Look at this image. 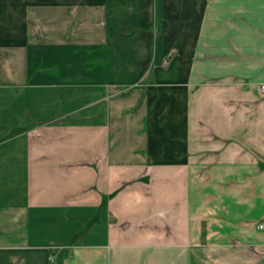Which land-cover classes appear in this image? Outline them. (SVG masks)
<instances>
[{
  "label": "crops",
  "instance_id": "1",
  "mask_svg": "<svg viewBox=\"0 0 264 264\" xmlns=\"http://www.w3.org/2000/svg\"><path fill=\"white\" fill-rule=\"evenodd\" d=\"M262 85L264 0H0V264H264Z\"/></svg>",
  "mask_w": 264,
  "mask_h": 264
},
{
  "label": "built area",
  "instance_id": "2",
  "mask_svg": "<svg viewBox=\"0 0 264 264\" xmlns=\"http://www.w3.org/2000/svg\"><path fill=\"white\" fill-rule=\"evenodd\" d=\"M262 93L264 94V85L261 87ZM258 229L263 230L264 229V222H261L258 224Z\"/></svg>",
  "mask_w": 264,
  "mask_h": 264
},
{
  "label": "rangeland",
  "instance_id": "3",
  "mask_svg": "<svg viewBox=\"0 0 264 264\" xmlns=\"http://www.w3.org/2000/svg\"><path fill=\"white\" fill-rule=\"evenodd\" d=\"M39 29H40V31L45 30V24H40ZM262 86H263V85H262ZM262 86H261V87H262ZM261 92H262V90H261ZM262 94H263V93H262ZM263 96H264V94H263Z\"/></svg>",
  "mask_w": 264,
  "mask_h": 264
}]
</instances>
